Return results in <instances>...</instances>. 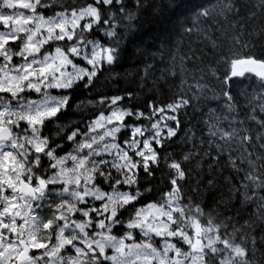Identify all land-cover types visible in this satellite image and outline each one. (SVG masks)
Segmentation results:
<instances>
[{"label": "clouds", "instance_id": "obj_1", "mask_svg": "<svg viewBox=\"0 0 264 264\" xmlns=\"http://www.w3.org/2000/svg\"><path fill=\"white\" fill-rule=\"evenodd\" d=\"M163 3L130 15L128 0H109L89 15V0H0V33L18 37L0 49V237L28 247L25 264H170L176 249L193 264L169 233L189 232L214 188L179 177L171 164L185 158L119 70Z\"/></svg>", "mask_w": 264, "mask_h": 264}, {"label": "snow or ice", "instance_id": "obj_2", "mask_svg": "<svg viewBox=\"0 0 264 264\" xmlns=\"http://www.w3.org/2000/svg\"><path fill=\"white\" fill-rule=\"evenodd\" d=\"M128 2L130 15L144 4V0ZM108 4L109 0L99 4L89 0L81 11L96 15L93 5L104 10ZM258 6L262 9L259 19L255 12L245 15L246 0H164L166 27L153 34L159 40L157 54L170 61L159 80L167 83V75L180 83L175 91L169 88L166 99L152 97L150 104L143 101V107L154 117L153 128L163 126L165 140L186 138L189 133L195 140L192 150L182 153L186 163L174 162L171 167L181 178L189 174L197 188L206 185L209 190L219 184L218 176L230 172L222 177L220 186L227 191L219 193V200L213 198L211 204L197 209V215L204 212L203 218L194 221L187 233H169L184 239L193 264H251L253 260L264 264V0ZM154 12L161 19V9ZM7 19L0 17V21ZM14 43L18 37L0 33V49ZM113 59L108 49L107 60ZM120 99L113 97V103ZM191 120L204 125L199 136L185 123ZM166 146L159 144V150ZM27 252V246L22 251L4 246L0 237V260L25 264ZM153 255L160 257L155 251ZM172 256L170 264H183L180 249ZM159 264H169L167 257L160 258Z\"/></svg>", "mask_w": 264, "mask_h": 264}, {"label": "trees", "instance_id": "obj_3", "mask_svg": "<svg viewBox=\"0 0 264 264\" xmlns=\"http://www.w3.org/2000/svg\"><path fill=\"white\" fill-rule=\"evenodd\" d=\"M248 9L245 12L247 15L248 11L255 12L257 19L260 18L262 9L258 6L260 0H246ZM166 27V22L161 19H146L143 24L137 27L135 32L129 37V40L125 44V55L124 62L120 64L119 70L123 73L125 78H129L133 81L132 90L138 94V99L142 102L140 107L143 111L147 112L143 107V101L148 100L149 104L152 102V97L157 100L166 99L169 94V88L175 91L180 81L174 77H167L165 80H159L161 72L165 70L166 65L170 64L169 58L165 55L164 59L161 60L157 54L159 50V40L155 39L153 34L159 33ZM135 46V47H133ZM146 48V51H138V49ZM153 54L155 57L153 58ZM210 60L211 56L209 54ZM148 68V74H145V69ZM191 67V65H189ZM179 72V69L176 70ZM163 94V95H162ZM191 117V113H190ZM206 118V117H205ZM189 128L199 136V129L204 127L203 124H197L195 120L186 121ZM179 135V134H178ZM206 135V133H205ZM195 140L189 133L186 138H173L171 146L168 147L169 151L175 150L176 154L179 155L186 151H191ZM230 175L228 170L222 173V176H218L217 179L219 184L214 188L213 193L207 198L206 204H211L213 198L219 200V193L226 192L227 189L221 187L224 183L222 177ZM239 179V177H237ZM215 207V205H212ZM239 207V204H237ZM229 215L233 214V211L229 210ZM259 246V244H258ZM260 257V253L257 252V258Z\"/></svg>", "mask_w": 264, "mask_h": 264}, {"label": "rangeland", "instance_id": "obj_4", "mask_svg": "<svg viewBox=\"0 0 264 264\" xmlns=\"http://www.w3.org/2000/svg\"><path fill=\"white\" fill-rule=\"evenodd\" d=\"M0 28H2V26H0Z\"/></svg>", "mask_w": 264, "mask_h": 264}]
</instances>
